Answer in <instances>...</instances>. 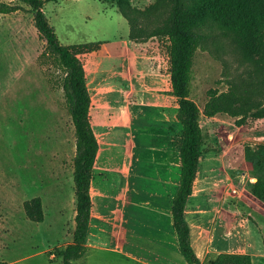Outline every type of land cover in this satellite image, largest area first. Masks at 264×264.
I'll use <instances>...</instances> for the list:
<instances>
[{
	"label": "rangeland",
	"instance_id": "374dc122",
	"mask_svg": "<svg viewBox=\"0 0 264 264\" xmlns=\"http://www.w3.org/2000/svg\"><path fill=\"white\" fill-rule=\"evenodd\" d=\"M4 1L17 10L0 14V262L62 264L58 251L72 240L75 214L72 179L75 135L60 86L64 72L55 58L46 54L45 41L34 26V11L20 1ZM129 2L143 9L154 0ZM43 11L60 43L99 42V46L105 44L112 49L113 59L121 38L129 32L126 19L111 0H45ZM133 42L152 57L168 80L169 59L158 41L150 38ZM94 52L77 55L87 69L88 56ZM250 80H256L253 66L242 60L234 42L224 37L211 38L196 51L190 98L201 113L209 89L224 91L230 83L246 86ZM252 100L264 105V95ZM172 101L177 102L176 98ZM177 108H170V112H176ZM251 114L232 117L222 113L211 118L202 115L200 125L204 154L216 156L220 160L216 166L218 173L224 174L223 179H231L223 180L226 188L223 197L217 195L220 221L234 224L249 220L240 224L237 231L248 239L255 252L263 243L254 222L263 223L259 214L264 210L254 205L252 216L243 200L254 197L255 201L264 202L250 191L256 173L245 157V148L264 144V117ZM33 197L40 198L41 221H33L25 214L23 203ZM99 217L93 212L87 250L71 264H135L127 256L115 255L99 239L103 233L97 229ZM225 232L220 238H231ZM223 251L230 250L213 249L203 262Z\"/></svg>",
	"mask_w": 264,
	"mask_h": 264
},
{
	"label": "crops",
	"instance_id": "0c3cea01",
	"mask_svg": "<svg viewBox=\"0 0 264 264\" xmlns=\"http://www.w3.org/2000/svg\"><path fill=\"white\" fill-rule=\"evenodd\" d=\"M120 43L115 59L112 49L102 44L88 56V69L82 63L91 100L90 124L98 142L85 245L94 212L100 215L97 229L103 230L99 239L115 255L135 264H189L179 249L171 213L181 178L182 126L176 112H170L178 106L172 101L176 97L170 94L169 75L167 80L152 57L129 39L128 31ZM219 163L216 156L204 153L198 159L185 206L190 244L201 262L213 249L228 248L250 255L252 264H264V212L259 214L263 223L254 222L263 243L255 252L237 231L249 220L220 221L217 195L223 197V180L231 179L218 173ZM254 199L243 200L252 216V206L264 210ZM225 231L231 238H220Z\"/></svg>",
	"mask_w": 264,
	"mask_h": 264
},
{
	"label": "trees",
	"instance_id": "16d2710c",
	"mask_svg": "<svg viewBox=\"0 0 264 264\" xmlns=\"http://www.w3.org/2000/svg\"><path fill=\"white\" fill-rule=\"evenodd\" d=\"M11 1V0H10ZM33 12L34 26L45 41L46 54L52 55L64 74L61 88L75 135V154L72 159L75 214L72 240L58 251L62 264H71L81 258L85 245L91 212L89 194L98 142L89 117L90 94L85 71L78 54L100 49L99 42L62 44L44 14L45 0H17ZM108 1V0H103ZM126 19L132 41L155 39L169 59L170 94L176 97V116L182 126L179 143L181 178L173 198L171 213L179 249L189 264H252L245 253L220 252L206 263L201 262L190 244V231L185 219V206L192 194L198 159L204 149L200 117H215L225 113L242 116L252 113L264 117V105L252 100L264 95V0H154L143 9L132 6L129 0H111ZM17 10L0 0V14ZM231 39L239 49L242 60L248 61L256 75L246 86L230 83L224 91L209 89L200 113L190 98V80L194 57L200 47L211 38ZM245 157L252 163L256 181L250 184L251 193L264 202V144L246 147ZM26 216L41 221L43 211L39 197L23 203ZM0 264H5L0 262Z\"/></svg>",
	"mask_w": 264,
	"mask_h": 264
}]
</instances>
